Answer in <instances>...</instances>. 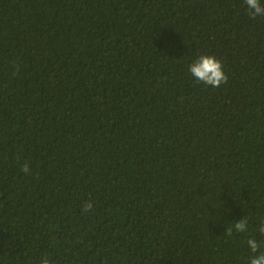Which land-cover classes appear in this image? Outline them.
<instances>
[{"label":"trees","instance_id":"trees-1","mask_svg":"<svg viewBox=\"0 0 264 264\" xmlns=\"http://www.w3.org/2000/svg\"><path fill=\"white\" fill-rule=\"evenodd\" d=\"M201 54L226 84L192 77ZM262 219L243 0H0V264H246Z\"/></svg>","mask_w":264,"mask_h":264},{"label":"clouds","instance_id":"clouds-1","mask_svg":"<svg viewBox=\"0 0 264 264\" xmlns=\"http://www.w3.org/2000/svg\"><path fill=\"white\" fill-rule=\"evenodd\" d=\"M245 8L250 18H264V2L262 0H243ZM188 72L194 77L198 83H203L212 88H218L228 81V76L224 71L222 61L214 55L201 54L198 55L188 65ZM21 171L30 174L28 163L21 166ZM93 209L91 201H84L81 205L82 213H89ZM249 230L248 218L245 216L236 221L232 227L226 229V234L231 236L233 231L236 233H245ZM261 239L256 236H249L245 243L249 251L246 264H264V219H262L255 229ZM40 264H53L48 256H43Z\"/></svg>","mask_w":264,"mask_h":264}]
</instances>
